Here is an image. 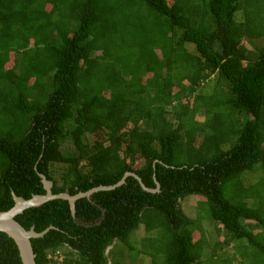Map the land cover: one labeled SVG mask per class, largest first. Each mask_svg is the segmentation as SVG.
Returning a JSON list of instances; mask_svg holds the SVG:
<instances>
[{"label":"trees","instance_id":"1","mask_svg":"<svg viewBox=\"0 0 264 264\" xmlns=\"http://www.w3.org/2000/svg\"><path fill=\"white\" fill-rule=\"evenodd\" d=\"M126 173L74 213L17 214L52 227L35 263L119 264L114 243L143 228L158 264H264V0H0V211L45 194L41 174L75 195ZM200 219L224 231L205 259ZM0 264H22L2 231Z\"/></svg>","mask_w":264,"mask_h":264},{"label":"rangeland","instance_id":"2","mask_svg":"<svg viewBox=\"0 0 264 264\" xmlns=\"http://www.w3.org/2000/svg\"><path fill=\"white\" fill-rule=\"evenodd\" d=\"M242 18H243V14L242 12H239L236 16V19L240 20ZM246 46L249 47V49L251 48L250 44H246ZM187 47L189 48L191 52L193 53L195 52V49L192 45H188ZM11 64H12L11 61L8 62L6 64V67L10 68L12 66ZM195 144L197 145L198 142L196 141ZM61 150L63 154H65L66 156H71V155L76 154V150L70 142L63 143L61 146ZM140 164H141V160L135 159L133 163L134 167H138V165ZM62 167H63L62 165H55V170L57 169V172H55L56 177H58L59 173L62 171ZM253 180L255 181L256 177H253L249 174L244 177V182H246L247 184L249 182H252ZM195 200H197V197L196 198L193 197L190 200H186L183 206L184 207L183 210L189 216H192V217L195 216V208H196ZM198 222L201 224L202 230L205 233L204 236L202 235V237L205 238V242L204 241L202 242L203 250H202V257H201L202 259H205L210 250L214 248L218 250L220 248L219 246L220 244H222L221 240H223L222 236L224 235V231L223 229H221V226L219 224L216 225V222H212L210 220H204V219H200V221ZM219 228L221 230L220 235L216 233V229H219ZM258 230L255 232H258ZM151 235L152 234H147L143 230V228H140L139 230L135 231L130 236L131 243L135 247L134 250L132 251L128 250V248L123 246L122 244L114 243L115 248L111 255L112 258L117 260L119 264H153V261L155 262V260H153L152 256L149 254L151 250L148 248L147 241H145ZM193 236H194L195 241L199 240L200 238V234L197 231L193 232ZM144 244H146L145 247H144ZM231 246L228 248H223V250L232 251ZM64 251L60 249L59 252L53 256L56 261V264H60L61 260L64 258V253H65ZM155 263L158 264L157 262Z\"/></svg>","mask_w":264,"mask_h":264},{"label":"water","instance_id":"3","mask_svg":"<svg viewBox=\"0 0 264 264\" xmlns=\"http://www.w3.org/2000/svg\"><path fill=\"white\" fill-rule=\"evenodd\" d=\"M129 175V173H126L124 177L115 185L113 186H98L96 188L90 189L86 192H79L75 195H70L68 193H59V194H53L51 191V187L53 183L46 179V177L41 174V182L43 184V187L46 191L45 194L42 195H32L29 199H24L23 197L16 196L13 194V200L14 205L7 211H0V231L5 232L8 236H10L16 243L18 250H19V256L21 258L22 264H36L35 263V254L32 249V245L30 240L32 238H38L43 236L49 228H46L42 232H36L33 228H30L29 230H25L15 219L14 217L17 214H20L23 212V210L30 208V207H36L39 206L46 201L61 198L65 199L69 202L70 210L72 213L75 211V201L81 197L89 196L91 193L98 191V190H110L113 189L115 186H119L124 182V178ZM135 176V175H134ZM144 189L148 191H153L151 189H147L140 179L135 176ZM158 186V184H157Z\"/></svg>","mask_w":264,"mask_h":264},{"label":"crops","instance_id":"4","mask_svg":"<svg viewBox=\"0 0 264 264\" xmlns=\"http://www.w3.org/2000/svg\"><path fill=\"white\" fill-rule=\"evenodd\" d=\"M231 253H233V251H227L226 255H230ZM221 254V253H220ZM225 257V256H224ZM212 264V263H211Z\"/></svg>","mask_w":264,"mask_h":264},{"label":"clouds","instance_id":"5","mask_svg":"<svg viewBox=\"0 0 264 264\" xmlns=\"http://www.w3.org/2000/svg\"><path fill=\"white\" fill-rule=\"evenodd\" d=\"M109 248H111V247H109Z\"/></svg>","mask_w":264,"mask_h":264}]
</instances>
